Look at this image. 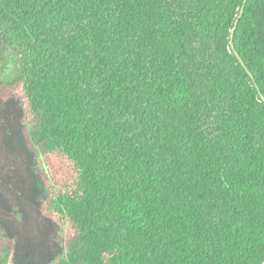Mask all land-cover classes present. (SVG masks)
Returning <instances> with one entry per match:
<instances>
[{
    "label": "trees",
    "instance_id": "1",
    "mask_svg": "<svg viewBox=\"0 0 264 264\" xmlns=\"http://www.w3.org/2000/svg\"><path fill=\"white\" fill-rule=\"evenodd\" d=\"M244 0H0L3 82L43 165L54 264H264V98ZM236 50L264 95V0ZM0 238V264H15Z\"/></svg>",
    "mask_w": 264,
    "mask_h": 264
},
{
    "label": "rangeland",
    "instance_id": "2",
    "mask_svg": "<svg viewBox=\"0 0 264 264\" xmlns=\"http://www.w3.org/2000/svg\"><path fill=\"white\" fill-rule=\"evenodd\" d=\"M18 70L0 69V238L15 243V264H54L65 255L62 228L42 213L43 165L23 125L22 97L3 82Z\"/></svg>",
    "mask_w": 264,
    "mask_h": 264
},
{
    "label": "water",
    "instance_id": "3",
    "mask_svg": "<svg viewBox=\"0 0 264 264\" xmlns=\"http://www.w3.org/2000/svg\"><path fill=\"white\" fill-rule=\"evenodd\" d=\"M248 3V0H244V3H243V6H242V9H241V13L237 19V21L235 22V25H234V28H233V31H232V40H231V46L234 50V53L236 55V57L239 59V61L241 62L242 66L247 70L248 74L251 76L252 80L255 82V85L258 89V91L260 92L261 96L264 98V95L261 93L260 91V88L258 86V84L256 83L255 81V77L254 75L252 74V72L249 70L248 66L246 65L245 61L243 60V58L241 57V55L239 54V52L236 50V47H235V44H234V37H235V34H236V31L238 29V26H239V23H240V20L241 18L243 17L244 15V12H245V8H246V5Z\"/></svg>",
    "mask_w": 264,
    "mask_h": 264
}]
</instances>
